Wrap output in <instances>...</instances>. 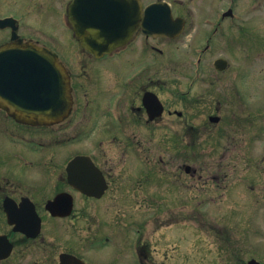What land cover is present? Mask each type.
<instances>
[{"label": "flooded vegetation", "instance_id": "flooded-vegetation-1", "mask_svg": "<svg viewBox=\"0 0 264 264\" xmlns=\"http://www.w3.org/2000/svg\"><path fill=\"white\" fill-rule=\"evenodd\" d=\"M4 1L12 0H0V3ZM39 1L28 0L20 16L12 11H0V45L20 40L22 47L26 43L50 47L45 38L54 39L55 45H52L56 48L61 45L62 49L56 51L69 71L73 105L69 115L46 123L40 119L26 120L17 111L0 104V264H61L63 253L74 254L85 264H95L75 248L78 235H84L83 227L78 226L80 220L87 221L85 237L89 239L99 219L97 214L102 212L98 204L106 203L105 212L110 211L112 216L104 221L116 231L125 230V202L145 201L150 207L154 205L158 171L170 166V163H158L156 137L158 124L165 117L173 120L175 115L177 121L184 117L183 111L167 107L161 97V92L168 90L166 83L171 74L159 78L158 55L165 53L159 43L162 39H173L145 33L142 22L147 17L141 15L130 41L98 56L81 45L71 22L67 27L58 19L57 26H53L66 32L69 42L65 46L57 31L55 35L45 34L40 26L45 20L43 15L40 18L44 20L37 26L42 32L36 29L38 34L31 29L29 25H34L26 19L25 10H33ZM70 1L61 3V8L66 7L62 11L68 10ZM153 1L143 0L144 6ZM228 2L225 9L238 11L239 0ZM260 2L250 4L248 13L242 14L247 19L245 28L238 26L239 17L235 16L231 21L233 33L250 36L251 11L260 9L263 6ZM206 4L211 11L221 10L214 3ZM54 6L51 7L56 13ZM217 24L211 34H206L208 42L219 33L221 21ZM14 32L18 34L16 38ZM211 74L212 77L202 73L209 92L217 90L215 83L220 71ZM205 94L203 91L201 102ZM157 97L164 107L160 116L156 115L160 107ZM205 100L211 107L220 104L216 98ZM219 109L220 106L214 107L208 117ZM250 109L245 116L236 113L233 123L235 129L248 130V139L255 127L258 132L264 129L260 119L254 123L255 117L264 120L262 110L255 114L253 107ZM238 119H244L246 126H239ZM184 133L183 129L178 137L183 138ZM77 157L80 162L70 166ZM180 168L185 176L189 175L184 165ZM56 198L60 202L58 210L68 213H53L48 207ZM153 214L156 218L157 211ZM109 234L106 240L112 239L113 232ZM125 250L121 244L118 256L125 255ZM135 256L138 264H155L150 243L142 242L141 238L136 244ZM250 256L236 260V264H246L254 257Z\"/></svg>", "mask_w": 264, "mask_h": 264}, {"label": "rangeland", "instance_id": "rangeland-1", "mask_svg": "<svg viewBox=\"0 0 264 264\" xmlns=\"http://www.w3.org/2000/svg\"><path fill=\"white\" fill-rule=\"evenodd\" d=\"M46 1H39L33 10H25L26 19L34 25L29 27L39 29V21L45 18L40 25L45 34L55 35L57 31L65 46L69 42L66 32L53 26H57L58 14L66 8H61V3L66 0H49L48 4ZM169 1L175 6V14L186 18L187 26L178 38L160 40L159 46L165 53L158 55L159 78L171 74L166 83L168 90L162 91L161 97L167 107L183 111L184 117L180 121L175 115L173 120L165 117L158 124V163H170V166L158 171L157 201L151 207L145 201H126V228L122 231L107 225L104 220L112 213L105 212L106 203H99L102 212L97 214L99 219L89 239L85 237L87 221L80 220L78 226L83 227L84 235H78L75 248L95 264H138L133 252L141 238L142 242L150 243L155 264H236V260L250 258V255L264 264V129L258 132L255 127L249 142L247 129L233 127L236 113L245 116L253 107V113L262 110L264 114V58L261 54L264 52V0L260 2L263 5L260 9L251 11L249 38L241 32L233 33L231 18H227L224 31L213 40V50L202 57L200 70L210 77L217 57H225L229 62L227 69L219 74L215 83L217 90L213 92L207 91L205 80L195 78L196 55L205 43V34L211 32V27L203 23L212 12L206 3L224 9L228 0ZM27 2L4 1L0 3V11H12L20 16ZM239 2L238 12L248 13L246 9H250L249 5L255 0ZM51 6L57 8L56 13ZM216 13L218 18L220 12ZM42 15L44 18H40ZM241 25L246 26L247 19L244 18ZM234 36L238 38L236 42ZM45 39L54 44L50 36ZM203 91L206 96L201 102ZM208 98H216L220 104L211 107L205 100ZM216 106H220L217 114L222 116L221 122L205 125L209 122L208 114ZM259 119L264 122L263 118L255 117L254 123ZM238 120L239 126H246L244 119ZM183 129L186 133L180 138ZM183 164L192 165L197 172L185 176L180 168ZM111 232L112 241L105 244L104 238ZM121 244L126 250L125 255L119 257Z\"/></svg>", "mask_w": 264, "mask_h": 264}, {"label": "water", "instance_id": "water-1", "mask_svg": "<svg viewBox=\"0 0 264 264\" xmlns=\"http://www.w3.org/2000/svg\"><path fill=\"white\" fill-rule=\"evenodd\" d=\"M141 11L139 0H73L71 4V16H80L85 21L83 30V26H78L82 44L95 52L108 51L127 41ZM146 13L144 26L149 31L175 36L183 29L184 20L174 19L171 8L166 4H153ZM87 29L90 32L88 37L85 36ZM27 46L23 48L10 44L0 47V103L17 111L26 120L57 121L69 112L72 104L68 74L53 51ZM216 66L224 69L227 60L219 58ZM79 162L76 158L70 166ZM187 169L190 170V167L187 166ZM58 199L49 202L48 207L53 213H68L58 210ZM61 264L84 262L72 254L63 253ZM247 264L259 263L251 260Z\"/></svg>", "mask_w": 264, "mask_h": 264}]
</instances>
